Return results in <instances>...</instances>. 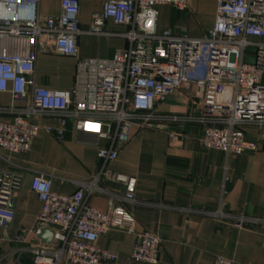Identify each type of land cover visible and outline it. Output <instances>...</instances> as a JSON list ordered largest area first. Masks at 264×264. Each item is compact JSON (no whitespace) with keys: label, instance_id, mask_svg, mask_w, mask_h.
<instances>
[{"label":"built area","instance_id":"obj_1","mask_svg":"<svg viewBox=\"0 0 264 264\" xmlns=\"http://www.w3.org/2000/svg\"><path fill=\"white\" fill-rule=\"evenodd\" d=\"M217 4L214 27L202 38L158 29L160 6L180 12L188 0H108L89 30L80 28V0H62L61 13L41 19L40 0H0V93H10L13 104L27 102L11 121H0V159L17 171L0 169V227L15 218L16 200L26 167L10 156L27 154L41 130L63 142L70 122L78 134L93 135L110 147L100 148L105 164L117 160L132 130L163 120L157 109L178 90L193 92L197 113L169 121L202 127L201 145L228 156L257 152L262 142L248 140L245 129H264V0H211ZM112 22L124 30L110 34ZM120 36L128 47L108 60L81 59L79 37ZM77 60L74 86L65 91L34 86L36 61L41 53ZM12 108H0L7 114ZM55 117L59 127L32 123L31 118ZM9 154V157L3 153ZM31 188L41 203L40 228H54L52 246L34 247L33 264H118L117 253L99 248L97 242L112 232L133 237L131 259L145 264L159 262L161 238L141 228L129 209L137 203V180L104 169L100 176L81 182L72 194L53 190L55 175L35 170ZM123 186L115 195L98 185L100 178ZM62 178V181H68ZM107 195L110 206L102 213L87 203V196ZM184 212L185 210L181 209ZM229 219L222 212H200ZM253 220L236 219L243 227ZM40 230L35 232L39 234ZM33 232L20 229L13 242L29 243ZM214 264H234L217 256Z\"/></svg>","mask_w":264,"mask_h":264},{"label":"crops","instance_id":"obj_2","mask_svg":"<svg viewBox=\"0 0 264 264\" xmlns=\"http://www.w3.org/2000/svg\"><path fill=\"white\" fill-rule=\"evenodd\" d=\"M108 0H80V28L87 32ZM62 0H40L41 19L61 13ZM187 11L172 6H160L158 29H170L175 34L202 38L214 27L217 4L211 0H188ZM105 30L120 34L124 30L109 22ZM81 59H111L115 52L128 47L120 36L79 37ZM4 46L0 42V50ZM77 60L54 54L52 49L39 54L36 61L34 86L54 91L74 86ZM193 92L178 90L158 109V115L169 120L196 114L198 102ZM28 107L27 102L15 103L10 93H0V108H12L0 113V121H11ZM163 120L150 127L133 128L130 141L119 148L115 162L105 165L98 151L110 147L93 135L78 134L72 122L68 124L63 142L41 130L27 154L10 156L17 165L26 167L23 186L16 200L15 218L6 228L0 227V264H33L32 249L41 243L35 232L40 230L38 216L41 203L32 191L35 170L55 175L53 190L72 194L81 182L100 176L107 169L137 180V203L129 206L141 228L157 234L162 240L157 264H214L217 256L232 259L234 264H264V129L247 127L248 140L262 142L257 152L228 156L202 147V127L196 123ZM32 123L58 128L55 117L31 118ZM9 157V154L3 153ZM0 169L17 168L0 159ZM62 178L69 179L62 181ZM98 185L115 195L123 194V186L100 178ZM87 203L107 213V195L87 196ZM185 210L184 212L180 211ZM200 212H222L229 219H220ZM253 220L243 227L235 220ZM20 229L33 233L29 243L13 242ZM55 230L54 228H51ZM133 237L112 232L97 242L99 248L115 252L118 264H145L131 259ZM62 264H68L63 261Z\"/></svg>","mask_w":264,"mask_h":264},{"label":"water","instance_id":"obj_3","mask_svg":"<svg viewBox=\"0 0 264 264\" xmlns=\"http://www.w3.org/2000/svg\"><path fill=\"white\" fill-rule=\"evenodd\" d=\"M56 231L49 228H41L39 234L37 235V240L43 246H52L55 243Z\"/></svg>","mask_w":264,"mask_h":264}]
</instances>
